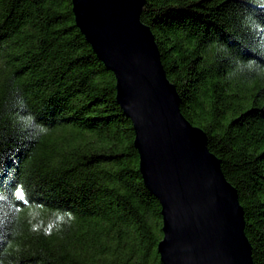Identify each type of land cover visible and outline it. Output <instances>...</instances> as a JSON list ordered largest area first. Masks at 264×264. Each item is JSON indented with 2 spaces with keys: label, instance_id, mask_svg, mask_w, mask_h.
<instances>
[{
  "label": "trees",
  "instance_id": "trees-1",
  "mask_svg": "<svg viewBox=\"0 0 264 264\" xmlns=\"http://www.w3.org/2000/svg\"><path fill=\"white\" fill-rule=\"evenodd\" d=\"M141 20L264 264V0H147ZM134 141L72 0H0V264H161Z\"/></svg>",
  "mask_w": 264,
  "mask_h": 264
},
{
  "label": "water",
  "instance_id": "water-1",
  "mask_svg": "<svg viewBox=\"0 0 264 264\" xmlns=\"http://www.w3.org/2000/svg\"><path fill=\"white\" fill-rule=\"evenodd\" d=\"M146 2L72 0L77 28L115 76L140 173L161 205V264H254L238 191L206 133L182 114L156 38L141 20Z\"/></svg>",
  "mask_w": 264,
  "mask_h": 264
},
{
  "label": "snow or ice",
  "instance_id": "snow-or-ice-1",
  "mask_svg": "<svg viewBox=\"0 0 264 264\" xmlns=\"http://www.w3.org/2000/svg\"><path fill=\"white\" fill-rule=\"evenodd\" d=\"M17 195L20 196L21 198H23L24 194H23V192H18Z\"/></svg>",
  "mask_w": 264,
  "mask_h": 264
}]
</instances>
